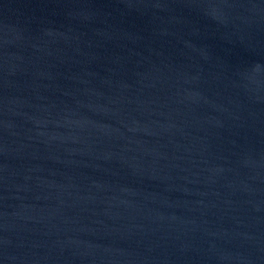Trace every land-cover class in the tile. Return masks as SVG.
I'll use <instances>...</instances> for the list:
<instances>
[{
    "label": "water",
    "instance_id": "water-1",
    "mask_svg": "<svg viewBox=\"0 0 264 264\" xmlns=\"http://www.w3.org/2000/svg\"><path fill=\"white\" fill-rule=\"evenodd\" d=\"M0 264H264V0H0Z\"/></svg>",
    "mask_w": 264,
    "mask_h": 264
}]
</instances>
